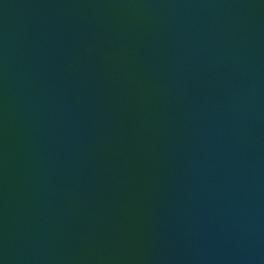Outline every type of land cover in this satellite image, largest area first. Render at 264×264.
Instances as JSON below:
<instances>
[{"label":"water","instance_id":"obj_1","mask_svg":"<svg viewBox=\"0 0 264 264\" xmlns=\"http://www.w3.org/2000/svg\"><path fill=\"white\" fill-rule=\"evenodd\" d=\"M0 264H264V0H0Z\"/></svg>","mask_w":264,"mask_h":264}]
</instances>
